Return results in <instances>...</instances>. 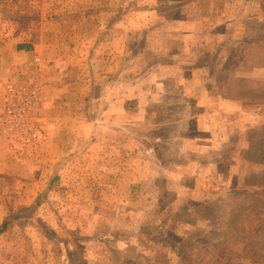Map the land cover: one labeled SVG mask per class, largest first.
<instances>
[{"label": "rangeland", "instance_id": "374dc122", "mask_svg": "<svg viewBox=\"0 0 264 264\" xmlns=\"http://www.w3.org/2000/svg\"><path fill=\"white\" fill-rule=\"evenodd\" d=\"M0 38L42 39V75L90 78L111 121L53 107L77 121L47 143L46 78L0 158V264H264V0H0Z\"/></svg>", "mask_w": 264, "mask_h": 264}, {"label": "crops", "instance_id": "0c3cea01", "mask_svg": "<svg viewBox=\"0 0 264 264\" xmlns=\"http://www.w3.org/2000/svg\"><path fill=\"white\" fill-rule=\"evenodd\" d=\"M189 35L190 34H188V35L185 34V37L182 38V40L184 41V43L186 45H187L186 42H188V43L192 42L191 39H188V41H186V39L189 38L188 37ZM6 40L7 39H5V38H2V39L0 38V99L2 98V95H3L5 82L8 79L9 80H16L17 79V77L9 71V67H10L11 63H14V62H17L20 60L22 61L24 59L30 58L33 49H37L38 47H40L42 39H40L39 43H37L36 47H34L33 49H32L31 43L28 41L16 43V45H13L12 43H10V46H8L6 43ZM196 40H198L197 36L194 35L193 41H196ZM232 40H234V39H232ZM7 42H9V41H7ZM116 57H117V55H116ZM255 68L258 70L261 69V67H255ZM63 71L64 70H62L60 73V71L58 70V67H57L53 70H50V72H46V77L44 74V76H43L44 79L42 80L43 82L45 81V83H46V78H47L48 82L52 83L50 85L47 84L45 87L46 111H47V109H49V115H47V123L50 125V126H48V124H47L48 130L46 129L47 134H46L45 139H48V140H46L47 143L49 142V136L50 135H51L52 139L54 140L57 137H62V134L65 136H66V134L68 135L69 134L68 131L73 132L74 131L73 127H72V129L69 130L67 128L68 127L67 123L70 122V119H72L73 123H75L77 121V119L75 117L76 115L75 116L74 115L73 116H67V118L59 117L58 115H56V112L51 111V108H53V107L54 108L60 107V108H64V109L70 108L73 111L77 108H81L84 110V112H83L84 117H83V114H82V116L79 114L80 116H78V118L80 119V121H84V123H89L92 126H93V124H96V123L99 124V122L105 123L104 119L109 118L106 115H104L102 117V119H99V118L92 119V118H90V116L87 115V113H88L87 109L92 105V102L96 101V99H94L95 86H94V84H92L90 82V78H87V79H85V77L80 78L81 82H83V83L80 86H78V83L80 81H77L76 78L73 77L74 74H73V76L70 74L71 70H69V71L66 70L65 76L63 74ZM85 82H88V83H85ZM59 94H61V97H59ZM226 101H229V100H226ZM102 102H104V105H105V107L103 108L104 110L107 109V107H111V106L116 108L117 105L119 104V103H117L116 99L114 101H107V99H106L105 101H102ZM229 102H231V100ZM137 107L138 106H136V108ZM106 112H107V110L105 111V113ZM107 122L110 123L111 121L109 120ZM61 125L62 126L66 125V127H61ZM65 128H66V131H65ZM88 134H90V133H88ZM83 136H84V138H86L88 140L94 139V137L92 138L90 135L88 136L87 133H83ZM96 139L101 140V141L107 140L105 137V133H101V135L99 134V136H96ZM0 142H1V144H0V158L2 156H4L6 153H7V155H10L11 153H15V151H16L18 153V155H26L25 153L28 151L27 146L26 147L20 146L19 148H17V145L11 146V144H9V142L5 139L1 140ZM44 144H45V141H44L43 145ZM43 145H41V147H38V148H41L43 150V148H42ZM101 146L102 145L100 144V147ZM45 147H48V145L46 144ZM104 147H105V145H104ZM42 152L43 151H40V153H42ZM21 161H23V160H21ZM37 164L38 165L36 166V169L38 168V170H40L43 168V166H42L43 155H42V158L39 159ZM3 165H4V167L2 169L7 170V171H10L12 167H14V168L17 167V168H20L22 171L25 172V168H26V164L25 165H23V164L12 165L10 161L9 162L7 161V163H4ZM38 181L39 180H35V183H37ZM134 182H139V181L134 180L131 183H134ZM146 202L149 203V201H147V200H146ZM157 202H158L157 197H156L155 201L150 200V203L152 205H153V203L155 204ZM144 210H145L144 214H146V209H144ZM131 214L134 215L139 220L140 209L139 208L132 209ZM150 218H151V220H154L155 218H157V216L154 215ZM117 230L118 229H114L113 231L117 232ZM117 233H115V236L118 237V239H119V237H121V235H118ZM136 234H137V232L134 229V232H132L131 236H130V241L132 244L135 243L134 241L136 239L135 238ZM137 240H139L138 237H137L136 241Z\"/></svg>", "mask_w": 264, "mask_h": 264}, {"label": "built area", "instance_id": "2783aa9c", "mask_svg": "<svg viewBox=\"0 0 264 264\" xmlns=\"http://www.w3.org/2000/svg\"><path fill=\"white\" fill-rule=\"evenodd\" d=\"M16 80H7L0 99V140L23 139L40 126L43 108V75L37 51L31 58L14 63Z\"/></svg>", "mask_w": 264, "mask_h": 264}, {"label": "trees", "instance_id": "16d2710c", "mask_svg": "<svg viewBox=\"0 0 264 264\" xmlns=\"http://www.w3.org/2000/svg\"><path fill=\"white\" fill-rule=\"evenodd\" d=\"M5 223L2 225V228H0V232L5 228Z\"/></svg>", "mask_w": 264, "mask_h": 264}]
</instances>
